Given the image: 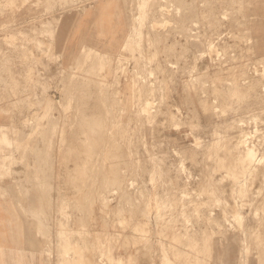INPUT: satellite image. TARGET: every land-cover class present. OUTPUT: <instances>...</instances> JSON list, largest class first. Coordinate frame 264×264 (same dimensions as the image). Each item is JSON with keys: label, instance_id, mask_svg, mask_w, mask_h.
Listing matches in <instances>:
<instances>
[{"label": "rangeland", "instance_id": "1", "mask_svg": "<svg viewBox=\"0 0 264 264\" xmlns=\"http://www.w3.org/2000/svg\"><path fill=\"white\" fill-rule=\"evenodd\" d=\"M106 1L0 0V93L58 203L46 258L264 264V0Z\"/></svg>", "mask_w": 264, "mask_h": 264}, {"label": "crops", "instance_id": "2", "mask_svg": "<svg viewBox=\"0 0 264 264\" xmlns=\"http://www.w3.org/2000/svg\"><path fill=\"white\" fill-rule=\"evenodd\" d=\"M0 95V264H56L45 253L57 250L58 238L53 233L44 237L43 223L58 220V203L44 197L48 193L41 186L27 185L26 126L10 121V96ZM30 178H41V172ZM189 254L194 260L185 264H203L201 251ZM131 256L112 255L111 259L114 264H129ZM235 259H227L226 264H235Z\"/></svg>", "mask_w": 264, "mask_h": 264}, {"label": "bare ground", "instance_id": "3", "mask_svg": "<svg viewBox=\"0 0 264 264\" xmlns=\"http://www.w3.org/2000/svg\"><path fill=\"white\" fill-rule=\"evenodd\" d=\"M119 1V0H118ZM118 2L116 1V0H109V1H106L105 3H104V5L102 6V8H101V10L104 12V13H106V15H107V17L108 16H112V12L114 13V15L115 14H117V13H119V7H118V4H117ZM84 4V3H83ZM82 5V4H81ZM84 9V8H83ZM100 10V11H101ZM98 14V13H97ZM97 19V18H96ZM109 23H111V22H109L108 21V19L107 20H102V21H99V20H91L90 21V26H91V30L93 31V32H96V33H99V35H100V33L102 34L103 32H105V27H107L106 26V24H109ZM104 34V33H103ZM111 39V38H110ZM107 40V39H106ZM109 42V41H108ZM108 44V43H107ZM106 46V45H105ZM108 46V45H107ZM225 65V64H224ZM226 90V89H225ZM157 96V95H156ZM233 109V108H232ZM7 111V110H6ZM55 135V134H54ZM98 147V146H97ZM199 152V151H198ZM121 154H123V153H121ZM125 155V154H124ZM120 156V155H119ZM118 156V157H119ZM122 157V156H121ZM256 160V159H255ZM248 161V160H247ZM145 163V162H144ZM92 164V163H91ZM194 164V163H193ZM144 165V164H143ZM242 165V164H241ZM245 166V165H244ZM254 167H252V169H253ZM147 169V168H146ZM242 169V168H241ZM256 169V168H255ZM102 171V170H101ZM49 172H50V170H49ZM102 173V172H101ZM250 173V172H249ZM246 174V173H245ZM51 176V175H50ZM49 176V177H50ZM105 179V178H104ZM116 180V179H115ZM106 182V181H105ZM165 183V182H164ZM245 186V185H244ZM80 188V187H79ZM243 189V188H242ZM165 190V189H164ZM103 192V191H102ZM239 193H240V191H239ZM172 195V194H171ZM163 196V195H162ZM181 200V199H180ZM92 201V200H91ZM157 201V200H156ZM110 203V202H109ZM127 203V202H126ZM165 203V202H164ZM163 203V204H164ZM239 204V203H238ZM258 205V204H257ZM170 208V207H169ZM164 209V208H163ZM166 211V210H165ZM252 218V217H251ZM255 221V220H254ZM138 227V226H137ZM117 263V262H116ZM114 264V263H113Z\"/></svg>", "mask_w": 264, "mask_h": 264}]
</instances>
